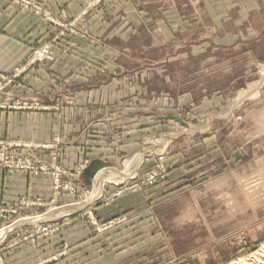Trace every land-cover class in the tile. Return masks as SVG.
<instances>
[{"label": "rangeland", "instance_id": "rangeland-1", "mask_svg": "<svg viewBox=\"0 0 264 264\" xmlns=\"http://www.w3.org/2000/svg\"><path fill=\"white\" fill-rule=\"evenodd\" d=\"M48 2L0 0V68L14 62L16 46H29L18 63L0 71V108L59 111L60 131L62 109L77 106L78 96L92 97L87 115L108 127L97 129V140L113 137L120 145L122 126L140 121L160 133L181 130L192 141L179 159L188 173L186 180L184 173L168 179L172 150L158 154L149 170L112 192L143 194L130 195L118 208L128 207L123 212L97 216L92 206L106 200L101 186L91 196L77 188L90 156L68 167L55 154L39 158L49 143L0 138L1 170L52 179L49 200H0V264H227L257 250L264 243V184H257L264 132L252 134L249 114L264 106V63L250 67L247 53L264 61V0H86L70 14ZM24 15L33 20L27 27ZM40 21L51 27L49 38L23 41L24 32L39 34ZM13 33L21 37L11 40ZM229 43L239 45L240 69L231 67L221 79V60L230 59L221 49ZM67 54L77 58L73 72L47 91H56L58 100L46 106L26 101L27 71L60 65ZM228 74L235 81L227 82ZM118 82L124 86L103 87ZM230 91L243 103L236 110ZM254 96L259 100L249 103ZM206 119L209 134L199 126ZM52 142L60 144L61 137ZM61 193L79 201L87 196L90 205L68 206L59 202Z\"/></svg>", "mask_w": 264, "mask_h": 264}, {"label": "crops", "instance_id": "crops-1", "mask_svg": "<svg viewBox=\"0 0 264 264\" xmlns=\"http://www.w3.org/2000/svg\"><path fill=\"white\" fill-rule=\"evenodd\" d=\"M85 1L86 0H50V3L48 2L46 4L52 5L55 8H53L55 11H58L64 6L67 13L70 14L75 13V11L81 6H84ZM142 1H149L150 3L158 2V0ZM116 8L117 7H115L113 11H116ZM168 8H170V5ZM121 12L122 11H120V13ZM90 16H92L90 21L96 19L95 15ZM32 21V17H29V15L23 16V26L27 27ZM38 22L39 21L37 20L34 23L36 24ZM37 27L40 29L39 36L33 34V31L28 32L29 34L24 32L23 41L26 42L28 39H31L32 41L34 39L41 40L49 38L51 27L48 26L46 22L40 21V24ZM46 30H48V32ZM11 35L12 37H9L11 40L21 37H17L19 34L16 35V33ZM233 44L234 43H229L227 46L228 48L221 49V55L230 58L224 61L221 60V79L224 78L227 70L229 73L231 67L236 68L237 66V68L240 69V58L242 56L241 50H239V45L234 46ZM28 47L27 44L16 46L15 51L12 52L15 57L13 60L15 63L12 62L5 68H0V71L10 68L11 65L18 63L26 54ZM6 53L12 56V53L9 50H7ZM14 53H17V56H15ZM247 54L249 58L252 59L250 67L257 68L263 65L262 63H264V61H259L256 54L252 51H249ZM76 60L77 58L74 54H67L62 58L60 65L58 63L47 67L48 64H46L42 65L39 71L36 69L35 71L33 68L28 70L26 73L27 75L25 76V79L28 80L24 85V89L28 91L29 96L24 99L29 103H37L38 105L43 106L54 104V102L58 100L57 98L59 94L56 91L52 93H48L47 91L52 88H59V76L67 77L65 75L72 73L73 71H71V68L75 67L73 64ZM3 61H0V67ZM231 79L235 81L234 76L230 78V75L228 74L227 82ZM118 84L120 87L124 86L123 83L118 82L116 84L110 83L103 87L110 89L113 85L114 87H118ZM228 97L233 100L234 110L241 107L243 104L233 91L228 93ZM92 100V97L78 96L77 106L63 108L61 111L62 123L60 131L59 111L52 109L43 110L38 107L24 110L0 108V138L23 140L29 143H49V149L37 151L39 158L42 160H49L50 155L55 154L58 162L60 161L68 167L74 166L85 156H90L91 161L99 160L103 163L104 166L99 168L96 173L98 174L96 182H94L93 178V181L88 183L83 175L81 182L77 183L78 190L80 192L85 191L87 196H91L94 187L101 186L102 191L100 196L104 197L106 200L109 199L108 201L105 200V202H101V204L95 203L92 206V211L97 216H113L114 214H118L119 211L123 212V210L128 209L127 207L121 211L118 208L130 195H142L143 192H123L121 193L122 195L120 194L121 196H112V192L127 183L135 181L137 177L149 170L152 166L153 160L158 154L167 150H172L173 153V161L169 166L167 176L168 179L184 173L183 178L186 180L188 169L185 165L180 163L181 161H179V159L183 158L185 155L188 156L187 152L192 149V147H190L192 141L188 142L186 136L181 130L160 133L156 127L143 128L145 122L140 121L136 125L132 124L129 127H127V125L122 126V133L120 134L122 141L120 145L116 144V139L114 140L113 137L106 141L104 137L99 136V140H97V129H100V127L106 129L107 126L105 127V121L101 122V119H96L95 117L92 118L87 115L86 107L84 106L91 104ZM257 100H259V96H254L248 101L249 103H252V101ZM263 113L264 106L251 111L249 114V119L255 123L252 131L253 135L264 132V129L260 128L259 122V117ZM152 115L160 117L157 112H152ZM166 117L168 116L166 115ZM231 118L235 122L234 114H232ZM153 119L154 118L152 117L150 123H153ZM165 119L171 120L170 118ZM205 121L206 123L199 126L203 128L201 129L203 134H209L211 127L210 122L208 119ZM145 130H148L149 132L144 134ZM104 134H106V132H104ZM54 136L57 137L58 141L59 136L61 137L60 144L59 142L57 144L52 142ZM177 146L178 148L176 149ZM200 154H202L200 158L204 159V152H201ZM207 171L208 167L203 168L201 173ZM51 181L52 179L49 173L32 175L22 171L7 172L0 169V200L6 199L12 201L22 195H25L28 198L40 196L44 200H49L52 196V190L50 188ZM62 181L64 182L65 178H62ZM151 192L153 191L151 190ZM153 197L154 195L151 194L148 199ZM86 198L85 200L79 201V199L77 200V197L73 194L61 193L59 195V202H71L68 206L83 203L81 208H85L90 205V201L86 200ZM92 198L96 197H91V200L93 201Z\"/></svg>", "mask_w": 264, "mask_h": 264}, {"label": "bare ground", "instance_id": "bare-ground-1", "mask_svg": "<svg viewBox=\"0 0 264 264\" xmlns=\"http://www.w3.org/2000/svg\"><path fill=\"white\" fill-rule=\"evenodd\" d=\"M261 115L263 117V120H262L263 121V126L262 127H264V113L261 114ZM261 172H260L262 174L261 176H263V177H262V179L259 182H257V179H255V181L257 182V184H261V183L264 184V169H262ZM258 188H261V187H258ZM256 191H258V189ZM233 202H234V200H233ZM227 264H264V243H262L259 246V248L257 250H255L254 252H252L251 254H248L247 256H244V257L238 258L236 260H233V261H231V262H229Z\"/></svg>", "mask_w": 264, "mask_h": 264}, {"label": "water", "instance_id": "water-1", "mask_svg": "<svg viewBox=\"0 0 264 264\" xmlns=\"http://www.w3.org/2000/svg\"><path fill=\"white\" fill-rule=\"evenodd\" d=\"M179 119V118H178ZM182 122V120H180ZM104 166L99 160H92L90 164L84 170V176L88 183H91V179L95 176L98 169Z\"/></svg>", "mask_w": 264, "mask_h": 264}, {"label": "built area", "instance_id": "built-area-1", "mask_svg": "<svg viewBox=\"0 0 264 264\" xmlns=\"http://www.w3.org/2000/svg\"><path fill=\"white\" fill-rule=\"evenodd\" d=\"M14 164H16V163H14ZM11 165L14 166L13 164H11ZM20 166H22V167H26V166L29 167L28 164H21ZM10 208H11V207H10ZM46 230H47V227H46ZM29 237H30V234L27 235V236H25L24 239H27V238H29Z\"/></svg>", "mask_w": 264, "mask_h": 264}]
</instances>
